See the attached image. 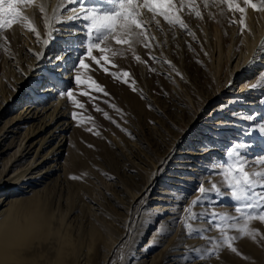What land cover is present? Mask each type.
Segmentation results:
<instances>
[{
	"label": "bare ground",
	"instance_id": "bare-ground-1",
	"mask_svg": "<svg viewBox=\"0 0 264 264\" xmlns=\"http://www.w3.org/2000/svg\"><path fill=\"white\" fill-rule=\"evenodd\" d=\"M218 2L195 0V7L201 17H197L191 8L179 13L198 42L195 47L198 67L194 68V73L204 77V80L206 78L211 84L210 91L202 90L199 93V102L192 95L186 98L193 112L191 123L213 102V109H225L240 98L241 104H237L236 113L249 111L248 108L258 104L256 97L259 93L250 92L249 88L257 82L258 73L264 68L260 65L250 69L243 66L264 40V12H257L244 5L243 0H237L246 9L245 30L241 33L240 14L226 10L227 5L217 6ZM77 4H68V0H33L32 4L22 6V14L41 33V41L48 38V30L44 26L45 14L52 17L58 5L69 9L59 12L62 23H58L57 28H63V32H56L53 42L46 49L48 57L58 54L64 42L61 36L83 28L82 20H68L73 14L70 9L76 8ZM41 5L46 9L45 14L39 12ZM144 19L150 21L151 16L145 13ZM209 19L215 21L216 28L210 27ZM230 21L235 23L228 26ZM166 28L161 20L159 29L150 23L148 31L158 41ZM170 28L173 29L168 25ZM41 51H45V45L38 42L35 33L28 30L26 21L18 20L0 33V264H107L111 251L105 253L104 248L110 246L115 235H111L115 231L112 222L90 221V228L85 227L83 218L78 213L73 214L74 205L69 202V198L62 199L64 204L54 199L57 186L70 187L71 183L67 179L79 168L77 155L67 151L76 121L70 114L76 111V107L57 92H41L36 88V84L47 82L50 72L47 60L38 62L33 56V52ZM158 61L163 62V58L158 57ZM202 65L207 66V73L199 74L198 69ZM57 71L63 72L64 87L68 83L70 85L71 63L67 70ZM243 81L245 83L239 86ZM188 130L186 128L182 133L186 134ZM166 162L161 160V165ZM145 183L146 188L152 185L149 189L152 192L150 198L147 195L145 197L152 203V209L157 212L164 210L166 207L161 204L163 199L160 196L165 190L154 189L156 182L153 183L152 176ZM138 197L136 194L132 199ZM157 201L160 204L153 205ZM172 208L170 211L175 212ZM170 219L171 215L159 218L155 215L146 220L138 232L143 233L147 226L156 221L161 225L162 221ZM104 223L109 229L100 225ZM138 253L136 258H148L144 264H176L179 261L176 258L178 252L163 258L157 254L146 255L145 249H140ZM253 253L256 254L255 249ZM254 259L257 260L254 264H264L259 257ZM194 264L198 262L194 261Z\"/></svg>",
	"mask_w": 264,
	"mask_h": 264
},
{
	"label": "rangeland",
	"instance_id": "rangeland-1",
	"mask_svg": "<svg viewBox=\"0 0 264 264\" xmlns=\"http://www.w3.org/2000/svg\"><path fill=\"white\" fill-rule=\"evenodd\" d=\"M89 2L90 0H85L86 4ZM76 8H79V3ZM159 19L167 28L158 41H155L151 35L150 47L135 45L133 51L128 49L127 45L113 43L111 47L122 54L111 56L109 53L111 63L107 65L108 73L94 64L91 71H82L83 79L87 80L91 77L105 89L107 95L104 92H97L86 84L78 86L73 81L65 86L74 87L76 98L84 104L83 109L75 108L78 120L71 130L67 150L77 155L79 168L70 175V179H67L71 183L70 187L57 186L54 190V199H59V203L64 204L62 199L69 198V202L74 205L73 214L78 213L83 218L85 227L90 228L92 223L90 221L112 222L115 231L111 235L115 233L116 236H112L109 247H101L104 248L105 253L111 251L108 258L110 261L119 260L120 250L116 247L121 245V239L126 235L124 227L126 222L128 223L131 217H138L137 223L143 222L142 226L137 228L140 231L146 220L153 218L157 213V210L152 209L150 202L143 209L139 204L133 209V204L140 199L141 194L144 195V199L147 196L150 198V195L144 192L145 182L156 173L157 168L161 167V160L167 162L161 167L163 175H158L155 179L154 189L163 188L165 191L173 189L186 193L188 199L181 206L182 212L183 208L198 195L196 190L201 181L221 184V177L209 174L206 169H210L211 161L217 157L225 158L224 150L237 138L239 129L245 126L242 121H236V126H232L234 123L232 114L236 113L237 104H241L240 102L232 103L233 106L230 105L225 109H213L211 107L213 102L197 116L196 122L193 120L191 123L193 112L188 107L186 98L192 95L197 100L201 97L199 93H202V90H211V84L206 78L204 80V77L194 73V68L197 66L195 47L198 42L193 37L192 31L190 32L189 28L182 30L179 26L168 29V24L162 18ZM208 23H211L210 27L216 28L213 19H209ZM230 25L232 23L228 22V26ZM4 30H0V33ZM137 56L140 60L136 59ZM158 57L163 58V62H159ZM167 61H170L171 65ZM202 66L198 69L199 74L207 73V66ZM123 71L130 74L128 84L119 77L111 75L112 72ZM132 81L135 83L133 84ZM244 83L241 82L239 86ZM133 87L136 91L132 90ZM83 91H90L91 98L80 95ZM113 104L116 108L112 107ZM97 107L101 111H97ZM258 108L259 104L248 108L249 111L244 113L255 112ZM105 112L108 114L107 117L104 115ZM217 121L219 123H216ZM89 128L92 129L91 132L88 131ZM186 128H189L187 133H182ZM96 132L100 135L97 136ZM252 139L255 140V137ZM206 145L215 150L208 151ZM259 151V148H254L246 155L252 157ZM180 153L186 154L179 155ZM194 153L204 154L191 155ZM262 167L264 166L254 164L248 170H261ZM73 175L80 179H72ZM136 194L139 197L136 200L132 199ZM160 198L163 199L162 196ZM157 204H160V201L153 205ZM212 204L216 205L213 211L239 216L233 211L234 201L227 195L217 197L212 200ZM165 207L172 208L170 205ZM171 210L176 212L177 209L173 207ZM177 214L179 215L180 212ZM243 224L244 221L240 220V225ZM100 225L109 229L105 223ZM159 226V222L156 221L135 237L133 245L135 255L140 254L138 253L140 249H145L146 255L157 254L156 256L160 258L178 252L176 258L179 261L176 264H183L180 257L184 255L185 249L181 245L189 246V252L193 246L203 248L206 245V238L186 237L180 224L175 226L171 235L166 236L157 233ZM201 226L205 228L207 236H218V233L208 226L207 221ZM251 228L256 230V240L250 236L239 237L234 229H229L230 234L239 237L234 243L239 254L222 247L216 255L204 261H195L198 264H254L257 261L254 258L258 257L264 261V221L253 220ZM154 242L161 246L146 247ZM174 245L178 250H172ZM122 247L125 252L128 250L127 244ZM253 249L256 250V254L253 253ZM114 250L118 251L115 257L112 256ZM109 260L107 264H110ZM136 260L141 262L139 264H144L148 258L142 257ZM135 263L136 261H133V264Z\"/></svg>",
	"mask_w": 264,
	"mask_h": 264
},
{
	"label": "snow or ice",
	"instance_id": "snow-or-ice-1",
	"mask_svg": "<svg viewBox=\"0 0 264 264\" xmlns=\"http://www.w3.org/2000/svg\"><path fill=\"white\" fill-rule=\"evenodd\" d=\"M77 2L79 3V10L77 11L74 7L71 8L70 11L73 14L68 17V20H82L85 22L83 28L74 32L69 31L61 36L60 39H63L64 42L60 45L58 54L52 57L46 55V49L53 42L56 32H63V28H57V24L62 23L59 15L60 10H69L66 6L58 5L57 9L53 11L52 17L45 14L46 9L43 5L39 7V12L45 14L44 26L48 30V38L41 41V33L33 22L22 14V6L32 4L33 0H0V30L10 28L18 20L27 22L28 30L35 33L37 41L45 45V51L33 52V56L38 62L47 60L50 66L47 82L36 84V88L41 92H57L60 96H64L71 101L78 109H83L84 104L76 98L73 88L64 87L63 72H58V69L67 70L69 63H71L72 75L69 77L70 80L78 86L86 84L97 92H104L107 95L105 89L98 82L91 77H88L87 80L83 79L81 73L83 70L91 71L93 64L108 73L109 68L107 65L111 63L109 53L111 56L122 54L111 47L113 43L115 45H127L128 49L133 51L135 45L150 47L149 41L152 39L148 31L150 23H154L159 29V18H162L170 26H179L182 30H188V25L179 13L185 8H191L197 17H201L200 11L195 7V0H178V4L177 0H90L87 4L85 0H68V4L72 5ZM243 4L257 12H264V0H256V2L254 0H243ZM219 5H227L231 12L240 14V24L242 25L240 31L243 33L245 30V7H242L237 0H219L217 6ZM205 6L207 7V4ZM145 13L150 14V21L144 19ZM230 22L235 23V21ZM78 36L82 38L76 39ZM29 51L31 50L29 49ZM136 59L140 60V57L137 56ZM167 63L171 65L170 61H167ZM257 65L264 68V40L257 46L252 58L243 67L250 69ZM37 67H39V64ZM172 67L174 68V65ZM111 75L119 77L125 84L129 83L128 77L130 74L127 71L112 72ZM258 76L259 79L250 86L249 91L259 92L256 97L259 108L251 113L241 111L239 114H232L233 127L236 126V121H242L245 126L239 129L237 138L232 140L224 150L225 158L217 157L211 161L210 169H206L209 174L221 177L222 186L215 182L201 181L196 190L198 195L183 208L182 212L181 206L188 199L186 193L173 189L161 193L162 202L176 208L177 211L171 212L166 207L164 210L155 213L157 218L165 215H171L172 217L170 220L161 222V225L157 228V233L162 236L171 235L175 226L180 224L186 237L206 238L207 241L205 247L193 246L190 252L188 251L189 246L181 245L185 249L184 255L180 257L183 264H194L195 260L204 261L206 258L216 255L222 247L239 254L234 246L239 237L250 236L253 240L257 239L256 230L251 228V222L253 220L264 221V167L256 171H249L248 169L254 164L264 166V71L259 72ZM132 83L134 84L135 81H132ZM132 90L136 91V88L133 87ZM80 95L91 98L90 91H83ZM238 102H240V98L234 101V103ZM112 107L116 108V105L113 104ZM96 110L101 111L99 107ZM70 115L73 120H78L76 111H73ZM104 115L108 116L106 112ZM88 131L91 132L92 129L89 128ZM95 134L100 135L99 132ZM240 137H243V139H240ZM253 137H255V140L252 139ZM205 147L208 151L215 150L211 146L206 145ZM254 148H259L260 151L252 157L247 156L246 153ZM158 175H163L161 168H157L156 173L152 175L153 183ZM71 178L74 180L80 179L75 175ZM151 187L152 185L149 184L144 192L150 195L149 189ZM225 195L234 201L233 211L238 213L239 216L218 213L212 210L216 207L212 204V200ZM137 204L141 205V209L147 207L148 201L144 199L143 194L133 204V209L136 208ZM197 208L202 210L196 211ZM178 212H180L179 215ZM217 220L221 222L217 223ZM240 220L244 221L242 226ZM137 221L138 217H131L129 222L124 225L126 235L121 240V245L117 246V249L120 250L119 260L113 259L110 264H133V261L138 264L133 245L135 244V237L139 235L137 228L142 226L143 222L141 221L138 224ZM205 221L211 229L218 233V236L206 235L205 228L201 226ZM229 229H234L239 237L236 234H230ZM125 244L128 245L126 252L122 247ZM159 246H161L159 243L154 242L146 247ZM172 250L178 249L174 245ZM113 256H116L115 250Z\"/></svg>",
	"mask_w": 264,
	"mask_h": 264
}]
</instances>
